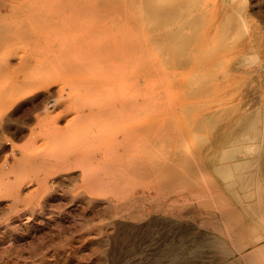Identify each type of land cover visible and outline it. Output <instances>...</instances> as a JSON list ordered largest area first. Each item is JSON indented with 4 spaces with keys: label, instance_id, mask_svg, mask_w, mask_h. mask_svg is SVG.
Returning a JSON list of instances; mask_svg holds the SVG:
<instances>
[{
    "label": "rangeland",
    "instance_id": "obj_1",
    "mask_svg": "<svg viewBox=\"0 0 264 264\" xmlns=\"http://www.w3.org/2000/svg\"><path fill=\"white\" fill-rule=\"evenodd\" d=\"M262 113L264 0H0V264H264Z\"/></svg>",
    "mask_w": 264,
    "mask_h": 264
},
{
    "label": "bare ground",
    "instance_id": "obj_2",
    "mask_svg": "<svg viewBox=\"0 0 264 264\" xmlns=\"http://www.w3.org/2000/svg\"><path fill=\"white\" fill-rule=\"evenodd\" d=\"M134 1V0H133ZM140 1V0H139ZM178 1V0H177ZM136 2H138V1H136ZM176 2V1H175ZM190 2V1H189ZM140 3V2H139ZM185 4L184 5H181V4H179V3H175V4H173V5H171V6H165L164 8H161V7H158L159 9H157V10H159V12H164V13H169V14H175V13H179L180 11H182L183 9H184V7L183 6H187V4H188V2L186 1V2H184ZM182 4H183V2H182ZM191 4H192V2H191ZM140 6V5H139ZM209 6V5H208ZM137 7V6H136ZM141 7V6H140ZM153 8V7H152ZM156 10V11H157ZM139 12V11H138ZM141 12V11H140ZM180 14V13H179ZM179 14H178V16H179ZM193 14H195V13H193ZM197 14V13H196ZM165 15V14H164ZM184 15V14H183ZM138 16H140V15H138ZM142 16V15H141ZM159 16V15H158ZM174 17H175V15H174ZM140 19H141V17H140ZM141 21H142V19H141ZM163 22V21H162ZM163 24V23H162ZM160 28V27H159ZM126 29V28H125ZM142 29V28H141ZM157 30V29H156ZM185 31H187V30H185ZM161 32V31H160ZM152 34V33H151ZM155 36V35H154ZM139 37H140V35H139ZM163 39V38H162ZM197 39V38H196ZM231 40V39H230ZM225 42V41H224ZM139 43V42H138ZM196 43V42H195ZM140 44V43H139ZM155 45H157V44H155ZM169 46V45H168ZM155 48V47H154ZM153 48V49H154ZM163 48V47H162ZM142 49V48H141ZM166 50H167V48H166ZM169 50V49H168ZM174 50V49H173ZM172 50V51H173ZM189 50V49H188ZM125 51V50H124ZM158 52V51H157ZM167 52V51H166ZM138 53H139V51H138ZM143 53L145 54V52H144V50H143ZM160 53V52H159ZM177 54V53H176ZM163 55V54H162ZM166 55V54H165ZM192 55V54H191ZM164 57V56H163ZM170 57V56H169ZM165 58V57H164ZM168 58V57H167ZM180 58V57H179ZM171 59V58H170ZM181 59V58H180ZM145 60V59H144ZM148 60V59H147ZM140 61V60H139ZM141 61H143V60H141ZM248 61V60H247ZM146 62H148V61H144L143 62V65L139 68V76H140V78H141V83L139 82L138 83V85H139V88L140 87H142L141 89H145L146 87V83H145V75H146ZM162 62H163V60H162ZM180 61H179V59H178V62H175V63H179ZM181 62H182V60H181ZM180 62V66H178L177 64H175L174 63V65H177L178 67H180L179 68V70H180V72H177L178 73V75L179 76H183V75H185V74H189L190 72H192L193 73V66H191V65H193V63H191L190 62V65H188V66H190V67H185V65L184 64H182ZM246 62V61H245ZM164 64V63H163ZM152 64L150 63V66H151ZM152 66H155V65H152ZM152 66H151V69H153L152 68ZM158 66V65H157ZM166 66H167V64H166ZM176 66V67H177ZM177 67V68H178ZM169 68V67H168ZM184 68V69H183ZM150 69V68H149ZM167 70V69H166ZM165 70V71H166ZM138 73V72H137ZM137 73H135V76H137L138 77V75H136ZM176 73V74H177ZM171 74H173L172 73V71H171ZM191 74V73H190ZM162 76H163V82H164V84H163V86H162V89H164V90H170V92L172 91V90H175V88H174V86H173V84L171 83V81H170V79H169V76H170V74L169 73H166V72H164V74H162ZM188 76H190V75H188ZM196 77V76H195ZM181 78V77H180ZM191 78V77H190ZM139 78H137V80H138ZM140 80V79H139ZM172 80V79H171ZM191 80V79H190ZM160 81V80H159ZM193 84H191L190 86H187L186 87V90L187 91H192V89H193V86H192ZM163 90V91H164ZM140 101V100H139ZM145 101V100H144ZM144 101H140L141 102V105H142V107L144 106ZM148 101V100H147ZM262 101V100H261ZM139 103V102H138ZM260 103V102H259ZM248 104H249V102H248ZM250 105H252V104H250ZM262 105V104H261ZM136 106H139V104L138 105H136ZM253 106V105H252ZM129 107V106H128ZM133 107V106H132ZM134 107H135V105H134ZM262 107V106H261ZM117 108H119V107H117ZM168 108H169V106H168ZM245 108V107H244ZM243 108V109H244ZM145 109V108H144ZM118 110V109H117ZM242 110V109H241ZM108 111V110H107ZM113 111H115V110H113ZM129 111V110H128ZM130 111L132 112L133 110H131V108H130ZM133 112H135V111H133ZM110 113V112H109ZM115 113V112H114ZM119 113V112H118ZM251 113V112H250ZM120 114V113H119ZM125 114V113H124ZM122 115V114H121ZM121 115H120V117H121ZM128 115V114H127ZM126 115V116H127ZM118 116V115H117ZM152 116V115H151ZM124 117V116H123ZM128 117V116H127ZM114 118V117H113ZM125 118V117H124ZM250 118V117H249ZM123 119V118H122ZM125 120V119H124ZM258 120H259V118H258ZM260 128H259V133H260V135L262 136V137H264V113H262V117L260 118ZM172 122H173V120H172ZM127 134V133H126ZM101 136H102V134H100ZM132 135V134H131ZM178 135V134H177ZM97 137V136H96ZM179 137V136H178ZM260 138V137H259ZM94 140V139H93ZM96 140V139H95ZM98 141V140H97ZM261 141V140H260ZM121 144V143H120ZM121 146V145H120ZM119 147V146H118ZM231 150V149H230ZM262 155H264V154H262ZM260 157V156H259ZM69 158V157H68ZM70 161V160H69ZM216 168V167H215ZM198 169V168H197ZM250 174V173H249ZM93 175V174H92ZM91 175V176H92ZM252 175V174H251ZM94 176V175H93ZM245 177H243V178H241L240 176V178H239V180H235V179H233V178H229V179H226V190H225V193H226V212H225V215H224V218H225V221H224V224H225V227L223 228V227H221L220 225H219V222H218V220L217 221H215V220H213L214 222H213V226L211 225V221H210V226L212 227V228H214V230L215 231H218V232H220L221 233V235L222 236H224V238L225 239H231V240H233V231H234V228H233V225H235V217H234V214H235V212H244V213H247L248 214V216L250 217V219L251 218H255V217H260V219L261 220H264V186H262V187H253V188H250L252 185H255V182H253V180L250 178V176L249 177H246V175H244ZM253 176V175H252ZM66 177V176H65ZM95 177H96V175H95ZM95 177H91V178H94L95 179ZM255 177V176H254ZM97 179H98V177H97ZM69 180V179H68ZM211 181V180H210ZM95 182V181H94ZM262 184H264V183H262ZM224 185V184H223ZM90 191V190H89ZM209 193V192H208ZM109 194V193H108ZM197 194V193H196ZM212 194V193H211ZM78 195V194H77ZM206 195V194H205ZM214 195V194H213ZM80 196H81V194H80ZM92 198V197H91ZM76 199V198H75ZM78 199H81L80 197L78 198ZM74 200V199H73ZM197 200V199H196ZM82 201V200H81ZM15 202V201H14ZM13 202V203H14ZM77 203H78V201H77ZM76 203V204H77ZM81 203V202H80ZM8 204V203H7ZM10 204V203H9ZM43 206V205H42ZM9 207V206H8ZM16 211V210H15ZM21 211V210H20ZM31 211V210H30ZM33 211V210H32ZM18 212V211H17ZM21 213H23V212H21ZM29 213V212H28ZM15 214H17L16 212L14 213V215ZM20 214V213H19ZM21 215V214H20ZM29 215V214H28ZM97 215V214H96ZM14 217V216H13ZM24 217H26V216H24ZM257 217V218H258ZM17 218H19V216L17 217ZM26 218H29V217H26ZM10 219V218H9ZM245 219H247V216H246V218ZM259 219V220H260ZM13 220V219H12ZM28 220V219H27ZM222 222V221H221ZM233 222H234V224H233ZM249 222H251L250 220H249ZM11 223H12V221H11ZM14 223V222H13ZM202 223V222H201ZM209 223V222H208ZM254 223V222H253ZM226 224H228V225H226ZM250 224V223H249ZM21 225V224H20ZM208 225V224H207ZM251 225V224H250ZM14 226V225H13ZM209 226V225H208ZM228 226H230V227H228ZM254 226V225H253ZM253 226L251 227V228H253ZM257 226V225H256ZM20 228V227H19ZM247 228H249V227H247ZM250 229V228H249ZM253 230H255L254 228H253ZM18 232V231H17ZM242 234V233H241ZM260 234V233H259ZM20 237V236H19ZM13 238V237H12ZM16 239V238H15ZM260 239H264V236H262V237H260ZM15 243V242H14ZM231 243V242H230ZM242 247V246H241ZM241 247H237V249L239 250V248H241ZM243 248V247H242ZM236 249V250H237ZM15 250V249H14ZM235 250V249H234ZM255 250H261V251H264V245H256L255 246ZM60 251V250H59ZM239 252V251H238ZM232 254V253H231ZM233 254H235L234 252H233ZM240 255V254H239ZM239 257V256H238ZM40 263V262H39ZM229 264H236V263H234V262H230Z\"/></svg>",
    "mask_w": 264,
    "mask_h": 264
}]
</instances>
